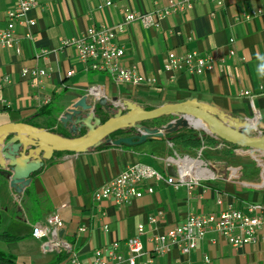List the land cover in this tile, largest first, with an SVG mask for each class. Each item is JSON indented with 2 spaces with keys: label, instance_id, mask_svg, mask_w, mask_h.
Listing matches in <instances>:
<instances>
[{
  "label": "crops",
  "instance_id": "obj_1",
  "mask_svg": "<svg viewBox=\"0 0 264 264\" xmlns=\"http://www.w3.org/2000/svg\"><path fill=\"white\" fill-rule=\"evenodd\" d=\"M111 1L109 8L99 9L102 0H38L29 14L36 25L15 28L21 55L0 46V125L27 122L64 133L60 115L88 92L98 91L102 95L93 94L94 98L128 100L150 109L196 99L264 125V0L196 2L190 9L162 17L155 15L171 10L181 0ZM11 8L13 0H0V31L6 28V11ZM126 12L154 14L158 24L146 28L140 22L128 23L115 39L125 52L123 65L136 66L153 84H118L106 73L85 70L73 48L59 50L62 42L84 35L88 28L122 24ZM27 33L32 40L25 38ZM44 50L48 54L38 56ZM191 51L212 56L214 68L202 75L183 71L170 79L164 70L168 53ZM24 68L45 70L48 76L31 86L21 78ZM71 71L74 74L67 77ZM46 109L60 115H39ZM194 131L199 137L204 135L198 149L183 148L163 137L135 146L110 145L81 154L55 155L31 176L30 185L20 195L0 175V231L22 238L11 244L0 242V250L13 255L16 264H71L65 253L47 249L45 239L32 236L35 224L57 215L63 222L59 236L87 263L95 250L136 236L139 224L145 226L140 240L150 251L152 235L181 224L190 214L264 205V154L233 148L206 132ZM127 136L130 133L123 137ZM134 164L152 167L165 178L170 176L168 167L177 172L182 166L190 178L200 180L188 190L148 179L140 186L143 195L122 207L93 200L96 189ZM147 188L152 194L145 192ZM32 216H37L35 222ZM151 216L157 217L156 224H148ZM60 253L65 257L58 259ZM205 258L208 264H264V229L254 243L236 248L210 232L189 255L174 247L153 264H206Z\"/></svg>",
  "mask_w": 264,
  "mask_h": 264
},
{
  "label": "built area",
  "instance_id": "obj_2",
  "mask_svg": "<svg viewBox=\"0 0 264 264\" xmlns=\"http://www.w3.org/2000/svg\"><path fill=\"white\" fill-rule=\"evenodd\" d=\"M216 0H181L174 4L171 10L158 13L157 17L167 16L173 12H182L190 9L196 2H210ZM38 0H13V8L6 11V28L0 31V46L6 50H13L17 55H21L19 39L15 35L16 26H26L32 28L36 25L35 20L29 18V14L37 7ZM111 0H102L99 9L109 8ZM131 22H140L144 27H157L154 14H134L126 12L124 22L115 27L88 28L84 35L62 42L60 51L64 48H73L80 62L85 65V70L96 71L108 74L116 83L139 86L144 83L153 84L154 81L146 80L138 73L136 66L125 67L123 60L124 49L115 43L117 33L121 32L124 26ZM25 38L32 40L31 33H27ZM46 50L39 55H46ZM231 54H233L231 52ZM215 60L210 55H202L191 51L177 55L169 52L167 62L164 65L166 73L170 74V79L176 74L186 71L194 75H202L214 68ZM74 73L68 72L67 77ZM45 70L24 68L21 71V78L28 81L31 86L35 82H40L47 78ZM245 95H248L246 92ZM188 159V158H187ZM197 161V160H196ZM184 167L177 169L176 176L166 178L152 167L134 164L128 166L124 171L110 179L104 185L96 189L92 198L95 202L110 201L118 207L130 203L133 199H138L143 195L140 190L142 183L148 179L164 181L167 184L178 188L185 186L192 190L198 184L200 178H190L186 174ZM147 194H152L153 190L147 188ZM219 204H221L219 202ZM157 217L151 216L148 224H156ZM63 229V222L57 215L48 216L42 223H37L32 227V236L36 239H45L44 246L49 250L65 253L71 264H153L154 259L165 256L172 248H177L181 254L189 255L196 249L198 243L204 237L214 232L222 237L233 248L254 243L258 233L264 229V205L249 204L245 210L227 207L218 213L190 214L184 222L173 226L162 234H154L150 241L152 248L146 251L141 240L145 232V226H137L136 236L124 241H114L93 253L91 261L84 263L79 260L73 247L62 237L59 232ZM106 231V228H104ZM83 231V229H81ZM140 259H144L139 262ZM205 263L209 260L205 258Z\"/></svg>",
  "mask_w": 264,
  "mask_h": 264
},
{
  "label": "water",
  "instance_id": "obj_3",
  "mask_svg": "<svg viewBox=\"0 0 264 264\" xmlns=\"http://www.w3.org/2000/svg\"><path fill=\"white\" fill-rule=\"evenodd\" d=\"M89 96L94 95L88 92L58 119L71 137L22 122L0 125V175L6 177L14 193L22 194L31 183V175L38 172L56 152L81 154L103 143L116 147L135 146L149 138H163L178 129H198L232 146L264 154V125L254 124V118L233 117L196 99L164 103L145 110L131 101H119L117 98L111 101L104 97L96 98L97 102L92 105L88 102ZM96 105L110 116L103 123L95 115ZM161 118L172 119L157 128L143 125ZM194 122L201 126L196 127ZM82 129H85V134L78 136ZM124 130H133L134 134L112 140L113 133ZM167 171L170 176H176L172 167Z\"/></svg>",
  "mask_w": 264,
  "mask_h": 264
},
{
  "label": "trees",
  "instance_id": "obj_4",
  "mask_svg": "<svg viewBox=\"0 0 264 264\" xmlns=\"http://www.w3.org/2000/svg\"><path fill=\"white\" fill-rule=\"evenodd\" d=\"M44 109H45V107H44ZM144 109L145 110H152L150 108H144ZM42 114L43 115L44 114L45 115L55 114V117H56V115L57 116L60 115V112L59 111H54V113H52L51 110L46 109L43 112L39 113V115H42ZM95 115L98 118L101 119L102 123L105 122L110 117L108 114H106L102 110V108L99 105L95 106ZM26 124H28V123L26 122ZM143 125L146 126V127H149V128H157V127L161 126V123L159 122V119H157V120H152V121H149V122H144ZM50 132L60 135L59 131H57V130L56 131H50ZM125 133H130V136H131L132 134H134V131L133 130H130V131H128V130L118 131V132L113 133L111 135V138H112V140H116L119 137H123ZM83 134H85V129H82L78 133V136H82ZM67 137H71V135H69ZM203 138H204L203 134L201 135V137H199V134L197 132H195L194 130H192V129H189V130L178 129L174 133L166 134L163 139L168 140L169 142H172L174 144H179L183 148H186V149H198L202 145ZM149 139L151 140L153 138H149ZM107 146H110V145H106V144L103 143V144H101L100 146H98L97 148H95L93 150H101V149L106 148ZM124 146L125 147H129L127 145H124ZM232 147L233 148H238L236 146H232ZM59 154H63V153L62 152H56V153H54L53 156L59 155ZM34 174H32L31 176H33ZM20 240H22V238L15 237V236H12V235H10V234H8L6 232L0 231V242H2V243L11 244V243L18 242ZM61 257L64 258L65 255L60 253L58 259H60ZM0 264H16V259H15V257L13 255L0 250Z\"/></svg>",
  "mask_w": 264,
  "mask_h": 264
},
{
  "label": "rangeland",
  "instance_id": "obj_5",
  "mask_svg": "<svg viewBox=\"0 0 264 264\" xmlns=\"http://www.w3.org/2000/svg\"><path fill=\"white\" fill-rule=\"evenodd\" d=\"M88 102L90 103V104H92V105H94V103H96L97 102V99L96 98H94V97H88ZM167 119H172V118H161V119H159V122L161 123V126H164L167 122H169ZM62 126V125H61ZM160 127V126H159ZM64 129V128H63ZM60 135H62V136H64V137H67V136H69V133H68V131L66 132V130H64V133L62 132ZM200 161V160H199ZM205 168V167H204ZM207 168V167H206ZM214 174H215V172H213ZM225 173V175H224V177H227V172H224ZM215 175H217V174H215ZM32 222H35L36 221V219H37V216H32Z\"/></svg>",
  "mask_w": 264,
  "mask_h": 264
},
{
  "label": "bare ground",
  "instance_id": "obj_6",
  "mask_svg": "<svg viewBox=\"0 0 264 264\" xmlns=\"http://www.w3.org/2000/svg\"><path fill=\"white\" fill-rule=\"evenodd\" d=\"M94 89H91V91H93ZM92 93V92H91ZM95 96H101L102 94H101V91H98V92H94L93 93ZM194 125L196 126V127H200L201 125L199 124V123H197V122H194ZM196 163V162H195ZM197 165V164H196ZM204 175V174H203ZM206 176L207 177H212V174H210L209 172H207L206 173Z\"/></svg>",
  "mask_w": 264,
  "mask_h": 264
}]
</instances>
